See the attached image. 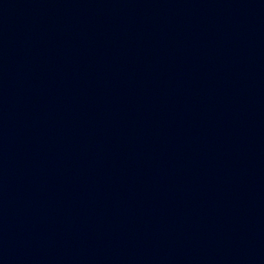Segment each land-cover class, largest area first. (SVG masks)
Here are the masks:
<instances>
[{"label":"water","instance_id":"95a60500","mask_svg":"<svg viewBox=\"0 0 264 264\" xmlns=\"http://www.w3.org/2000/svg\"><path fill=\"white\" fill-rule=\"evenodd\" d=\"M0 264H264V0H0Z\"/></svg>","mask_w":264,"mask_h":264}]
</instances>
